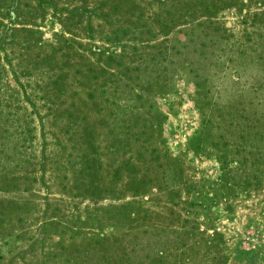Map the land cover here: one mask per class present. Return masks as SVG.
I'll use <instances>...</instances> for the list:
<instances>
[{"label": "rangeland", "instance_id": "374dc122", "mask_svg": "<svg viewBox=\"0 0 264 264\" xmlns=\"http://www.w3.org/2000/svg\"><path fill=\"white\" fill-rule=\"evenodd\" d=\"M0 264H264V0H0Z\"/></svg>", "mask_w": 264, "mask_h": 264}]
</instances>
